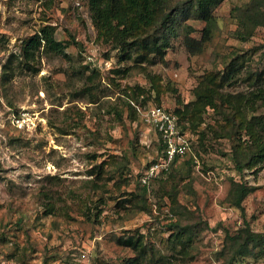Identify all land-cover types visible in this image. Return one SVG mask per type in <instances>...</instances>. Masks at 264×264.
Here are the masks:
<instances>
[{
    "label": "rangeland",
    "instance_id": "374dc122",
    "mask_svg": "<svg viewBox=\"0 0 264 264\" xmlns=\"http://www.w3.org/2000/svg\"><path fill=\"white\" fill-rule=\"evenodd\" d=\"M252 3L221 1L213 9L217 25L200 53L189 54L177 38L164 60L147 71L176 84L186 101L194 98L192 90L207 71L223 69L238 53L248 51L245 71L264 72V24L241 40L243 27L237 19ZM187 23L195 29L191 35L200 37L205 23ZM46 24L55 26L57 39L75 41L65 49L68 57L39 51L37 71L15 69L9 80H2V64L9 55L18 54L22 41ZM127 65L133 62L119 63L118 50L97 40L88 0H0V264H121L133 253L117 237L139 230L164 251L153 233L171 221L194 228L193 259L183 264H225L224 232H235L243 219L255 232L264 231V167L237 174L230 156L232 140L206 129H219L218 110L207 108L198 128L207 130L204 138L185 129L190 149L184 159H193L192 190L185 188L190 177L179 181L177 213L166 194L159 196L155 178L146 185L141 182L145 168L160 155V140L141 119L138 108L144 107L137 105L135 120L125 110L121 119L115 113L123 106L126 85L151 86L136 68L126 75L114 72ZM95 68L99 75L91 81L87 76ZM73 69L83 70L84 76ZM247 88L241 81L226 86L232 92ZM160 104L173 109L176 96L166 92ZM147 105L157 103L151 98ZM261 113L264 105L256 112ZM104 161L105 167L115 161L118 172L96 181L103 188L95 187L89 170ZM232 179L254 187L242 202L243 210L227 200ZM141 189L150 208L117 206V198L131 197L122 192ZM100 198L104 202L94 208ZM47 201L56 207L52 214L44 212ZM96 213L98 220L93 221ZM235 264H264V256Z\"/></svg>",
    "mask_w": 264,
    "mask_h": 264
},
{
    "label": "trees",
    "instance_id": "16d2710c",
    "mask_svg": "<svg viewBox=\"0 0 264 264\" xmlns=\"http://www.w3.org/2000/svg\"><path fill=\"white\" fill-rule=\"evenodd\" d=\"M221 1L223 0H88V6L97 40L118 50L119 63L133 62V65L114 69V72L126 75L132 68H136L142 71L151 83L150 88L137 84L124 87L123 106L115 108L119 119L123 118L124 110L127 112L128 119H138L137 105L146 107L147 101L153 98L157 105L161 106V96L171 92L176 96V104L172 110L177 115L180 129L185 131L186 128H191L199 132L201 138L206 136L208 129L215 134V137H229L232 140L230 156L237 174L242 175L245 169L257 170L264 167V113L256 114L258 107L264 105V78H262L264 72L254 69L245 71L248 51L236 54L221 70L207 71L192 90L194 98L187 101L180 96L176 84L171 81L162 82L160 75L147 71L149 66L164 60L167 50L177 38L182 39L189 54L200 53L217 25L213 9ZM252 1V5L237 15L239 25L243 27L241 40L248 39L252 36L253 29L264 24L261 18L264 16V0ZM189 19L205 23L200 37L191 35L195 29L187 23ZM74 42L57 39L55 26L43 25L22 41L18 54L11 53L2 64V80H9L15 69L37 71L39 51L68 57L65 49ZM255 49L258 48L250 52ZM244 71L245 75H242ZM72 73L84 76V71L81 69H73ZM98 75L99 70L95 68L87 78L92 81ZM239 81L246 83L248 88L236 92L226 90V86H234ZM151 90L154 91V97ZM207 108L221 112L222 122L218 123L219 129L207 125V130H198L204 122L203 117ZM162 149L164 146L160 144V155L151 162L159 160ZM185 155L175 156L170 167L155 177L159 182V191L162 192L159 196L166 194L169 197L173 213H177L179 207L177 200L180 190L179 181L190 177V180L185 183V188L192 190L189 168L193 159L191 157L184 159ZM95 157L96 155L93 154L92 158L95 159ZM105 163L104 161L95 164L89 170V174L94 176L92 184L95 187L103 188L97 182L108 180L118 172L119 166L113 168L115 161H112L109 167H105ZM253 188L246 181L232 179L227 193L228 202L243 210L242 202ZM125 194H130L131 197H123L119 200L117 198V206L125 207L128 204L141 210L148 209L149 203L145 196V189L139 192H122V195ZM99 202L103 203L104 199L100 198L94 208H97ZM55 209L56 207L50 201L45 203L46 214L54 213ZM87 212L90 216L89 207ZM97 215L96 213L93 221L98 220ZM166 231L169 233L164 236L162 233ZM193 233L194 228L189 223L181 224L178 221H171L165 229L153 233L157 235L164 251L139 230L135 234L117 237L118 244L130 249L133 253L125 256L121 264H183L193 259L190 253ZM224 233L225 240L221 254L225 264H235L249 258L259 259L264 256V231L255 232L246 219H243L235 232Z\"/></svg>",
    "mask_w": 264,
    "mask_h": 264
},
{
    "label": "built area",
    "instance_id": "2783aa9c",
    "mask_svg": "<svg viewBox=\"0 0 264 264\" xmlns=\"http://www.w3.org/2000/svg\"><path fill=\"white\" fill-rule=\"evenodd\" d=\"M138 109L141 112V119L156 131L160 144L164 146L159 160L149 163L140 176L141 182L146 185L167 170L175 156L182 157L190 148L186 133L180 129L177 115L172 109L158 105H147L143 109Z\"/></svg>",
    "mask_w": 264,
    "mask_h": 264
}]
</instances>
